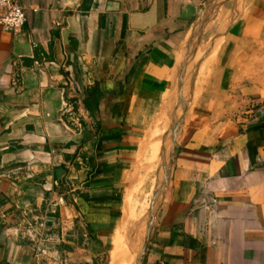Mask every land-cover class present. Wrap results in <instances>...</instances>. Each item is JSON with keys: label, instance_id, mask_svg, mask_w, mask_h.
Returning <instances> with one entry per match:
<instances>
[{"label": "crops", "instance_id": "obj_1", "mask_svg": "<svg viewBox=\"0 0 264 264\" xmlns=\"http://www.w3.org/2000/svg\"><path fill=\"white\" fill-rule=\"evenodd\" d=\"M19 1L22 30L0 29V264H48L27 227L63 208L70 178V221L97 241L114 232L111 246L122 238L120 264H264V0H243L220 27L232 49L204 93L218 115L182 123L155 219L158 199L137 204L125 183L147 155L161 190L179 50L206 0ZM161 100L149 153H137ZM74 101L81 129L62 112Z\"/></svg>", "mask_w": 264, "mask_h": 264}, {"label": "rangeland", "instance_id": "obj_2", "mask_svg": "<svg viewBox=\"0 0 264 264\" xmlns=\"http://www.w3.org/2000/svg\"><path fill=\"white\" fill-rule=\"evenodd\" d=\"M242 2L243 0H206L200 8V13L192 24L188 39L179 50V53L182 54V61L179 63L178 71L184 68L186 74H184L182 81V93L184 91V97H182V93H179L181 83L176 78V82L172 85L177 90V96L171 109V117L175 118V120L166 128L163 134L166 132L169 135L173 134L175 124L180 122L181 118L184 117V109L187 107L186 115L180 122L181 125L184 122L200 118L199 116L202 114L213 117L218 115V113L212 110L214 107L213 95L205 99L204 93L210 76H212V70L214 68L219 69L220 65L223 64L220 57L226 54L229 55L232 49L223 37L217 38L223 32V29H220V27L237 16V11L241 7ZM212 43H216L217 47L215 53L209 57L207 54ZM198 53H201L200 56ZM239 54H242L246 58L245 52ZM187 103L188 106L186 107ZM161 106L162 100L151 109L149 115L146 117L137 153L141 150H145L147 154L149 153V143L151 141L149 137L157 123ZM178 108L181 109L177 110ZM181 125L177 129V133ZM145 156L141 162L136 154V159L130 167V179L125 183L124 197L131 190L135 202L137 204L143 203L146 206V202L151 204L153 201L154 190L152 191L151 186L153 179L157 175L158 164L147 163L148 157L147 155ZM168 166L169 159L164 171L166 168L168 170ZM164 171L161 190H159L158 195L154 198L158 199L154 219L160 206L167 175ZM73 181L74 178L68 179L63 191L64 195L61 196L62 199L59 198V204L63 208L56 209L55 207H51L55 209L51 210L50 208L46 211V216L41 225H37L36 229L34 225L28 226L26 241L32 244V247L40 255V259L48 264H110L112 259H114L112 260V264H120V258L122 257V261L127 256L124 251L127 248L122 246V238L118 236L114 245L111 246L112 240L116 237L114 232L108 239L109 241L111 240L110 242L108 240L97 241L87 235L88 231L81 222L70 221L72 219L69 210L64 207V204L68 205V201L65 200L66 197L72 198L76 196V185ZM60 205L58 206L61 207Z\"/></svg>", "mask_w": 264, "mask_h": 264}, {"label": "built area", "instance_id": "obj_3", "mask_svg": "<svg viewBox=\"0 0 264 264\" xmlns=\"http://www.w3.org/2000/svg\"><path fill=\"white\" fill-rule=\"evenodd\" d=\"M26 22V11L19 0H0V29L11 33H18ZM80 104L76 101L65 102L63 114H67L78 129L82 128L80 114L76 109ZM62 199V198H60Z\"/></svg>", "mask_w": 264, "mask_h": 264}, {"label": "water", "instance_id": "obj_4", "mask_svg": "<svg viewBox=\"0 0 264 264\" xmlns=\"http://www.w3.org/2000/svg\"><path fill=\"white\" fill-rule=\"evenodd\" d=\"M180 82H182L181 81V78H180ZM179 93H182V85L180 84V87H179ZM186 113V109H184V113L183 114H185ZM184 116V115H183ZM183 118L184 117H182L181 118V120H180V122L183 120ZM180 122H177L176 124H175V127H174V129H173V149H172V152H171V155H170V161H171V159H172V156H173V153H174V148H175V143H176V133H177V129H178V127L181 125V123ZM169 165H170V162H169ZM167 171V168H166V170H165V172ZM158 195V192L156 191V192H154L153 193V200H154V198L156 197ZM149 237H150V235L148 236V238H147V241H146V244H145V246H144V248H143V250H142V253H141V255H140V257L143 255V252H144V249H145V247H146V245H147V243H148V240H149ZM138 264H139V262H138Z\"/></svg>", "mask_w": 264, "mask_h": 264}]
</instances>
